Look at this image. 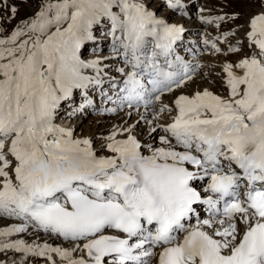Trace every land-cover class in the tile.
Listing matches in <instances>:
<instances>
[{"label":"snow or ice","instance_id":"1","mask_svg":"<svg viewBox=\"0 0 264 264\" xmlns=\"http://www.w3.org/2000/svg\"><path fill=\"white\" fill-rule=\"evenodd\" d=\"M178 6L169 0L168 7ZM101 18L111 22L116 50L131 68L121 89L129 107H147L192 78L180 57L170 58L183 29L140 0H59L27 31L0 39V216L24 222L0 236L31 226L75 242L71 251L23 240L2 248L51 264L53 253L67 264H150L157 255V264H264V14L250 20L248 33L259 51L236 64L239 74L232 64L223 68L228 97L207 89L178 95L177 115L162 128L169 135L161 137L175 144L151 155L134 136L117 140L114 132L104 146L113 155L99 156L90 139L53 124L61 100L100 83V61L85 62L79 53ZM87 68L97 78L84 75ZM194 181L206 185L207 198ZM199 204L212 218L186 226ZM76 250L87 258H73Z\"/></svg>","mask_w":264,"mask_h":264},{"label":"rangeland","instance_id":"2","mask_svg":"<svg viewBox=\"0 0 264 264\" xmlns=\"http://www.w3.org/2000/svg\"><path fill=\"white\" fill-rule=\"evenodd\" d=\"M56 2H59V0H0V39H9L17 29L27 31L26 26L36 18L41 9L49 3ZM13 8L15 9V12L12 11ZM206 8L209 10V15L215 13L221 16L226 15L227 18L234 19L236 24L229 23L226 27L223 26V28L227 29L229 27H236L238 29V32L242 36H244V32L248 29L250 18L259 12H264V0H209L206 1ZM236 13H238V15H236ZM32 35L34 34L29 33L28 35L19 37L17 44H19L23 40L30 39ZM233 40H238V36H234ZM12 46L13 45H5V47ZM245 48H247V45L245 46ZM237 61L238 58L234 57L231 58V61L229 62L236 63ZM199 81L200 80H194L193 83L188 84L187 90H191V85H193L195 89L203 87L204 84L202 83V81L199 83ZM220 81L221 80L218 78V81L216 82L217 87L219 88V92H221L220 90L223 86L222 82ZM207 84L209 86H213L210 80L207 81ZM194 93L196 92L192 91V94ZM162 115L167 116V112H162ZM95 121L92 122L90 120H86L84 121V123H82L81 128L85 130L86 134H95V130L107 126L108 123L112 121V118L106 119V122H104V120H100L102 122H100L98 125H96ZM117 125L118 124L116 123V129ZM97 142H99V140H97Z\"/></svg>","mask_w":264,"mask_h":264},{"label":"bare ground","instance_id":"3","mask_svg":"<svg viewBox=\"0 0 264 264\" xmlns=\"http://www.w3.org/2000/svg\"><path fill=\"white\" fill-rule=\"evenodd\" d=\"M189 23V27L191 28H196V26L194 25V24H191L190 22H188ZM230 57V56H229ZM233 71L235 72V73H237V74H239L240 73V71H239V69L238 68H233ZM201 82V80L199 81V83ZM188 86V85H187ZM193 85H191L190 86V88L192 87ZM202 91H204V90H202ZM201 91V92H202ZM208 91H210V92H212V93H216V91H217V89H215V88H212L211 87V90H208ZM194 92H197V91H195V88H194ZM164 112H168V111H164ZM158 113H161V117H164L163 115H166V114H163L162 115V112L159 110L158 111ZM141 115L140 114H138L137 115V117H136V119H138L139 117H140ZM146 116H148V115H144L143 116V119L146 117ZM110 118H112V123L110 122V123H108V125L107 126H104V128H98L97 130H95V134H88V136L86 137L87 139H90L91 141H92V144L93 143H96L97 142V140H98V136L99 135H101V134H106L105 132H107L108 131V129L109 128H111V126H112V124H114L115 123V120L116 119H113V117H107V116H104L101 120H104V122H106V119H110ZM168 120V123H172V121L170 120V119H167ZM100 122H102V121H100ZM65 126L64 125H62L61 126V128H64ZM116 128V127H115ZM118 132L119 131H121V126H119V125H117V129H116ZM76 131V130H75ZM75 134H76V132H75ZM157 135V132H155L154 133V136H156ZM76 136H77V139H82V136H81V134H76ZM98 144H96L97 146L101 143V141H99V142H97ZM154 139H150V141H147L146 142V145L147 146H152V145H154ZM7 226V222L6 221H3V220H0V231H2V228L3 227H6ZM30 237V236H29ZM18 238H15L14 236H12V235H10V236H7V237H2V236H0V257H2V258H4V257H6V256H8L9 254H11V253H14V252H12L10 249H3L2 248V245L3 244H5V243H3L4 241H6V243L8 242H12V241H15V240H17ZM23 239H25V238H23ZM14 254H16V253H14ZM56 257H53V260L55 259ZM10 264H13L14 263V261L12 262V261H8ZM50 262V261H49ZM51 263V262H50Z\"/></svg>","mask_w":264,"mask_h":264}]
</instances>
